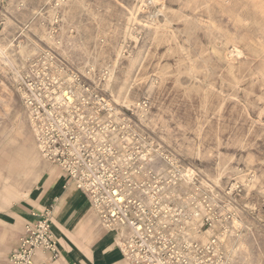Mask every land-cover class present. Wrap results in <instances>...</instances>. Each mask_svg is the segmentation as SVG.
I'll return each instance as SVG.
<instances>
[{"label": "rangeland", "instance_id": "1", "mask_svg": "<svg viewBox=\"0 0 264 264\" xmlns=\"http://www.w3.org/2000/svg\"><path fill=\"white\" fill-rule=\"evenodd\" d=\"M0 44L15 60L0 55V207L50 166L21 78L57 96L72 82L89 111L107 103L129 171L195 179L214 196L204 236L264 264V0H0Z\"/></svg>", "mask_w": 264, "mask_h": 264}, {"label": "built area", "instance_id": "2", "mask_svg": "<svg viewBox=\"0 0 264 264\" xmlns=\"http://www.w3.org/2000/svg\"><path fill=\"white\" fill-rule=\"evenodd\" d=\"M21 82L39 153L86 195L102 225L115 231L128 264H229L217 235L198 237L208 230L202 231L205 224L214 227L211 193L194 187L195 179H139L135 164L129 171L131 164L115 142V128L100 121L108 107L102 99L89 111L87 99L74 95L78 86L72 82L70 95L64 96L44 94L42 84ZM179 184H184L183 193L175 187ZM198 204L204 212L198 210L195 217ZM50 217L46 209L24 223L8 264H32L37 249L58 256Z\"/></svg>", "mask_w": 264, "mask_h": 264}, {"label": "crops", "instance_id": "3", "mask_svg": "<svg viewBox=\"0 0 264 264\" xmlns=\"http://www.w3.org/2000/svg\"><path fill=\"white\" fill-rule=\"evenodd\" d=\"M43 159L50 166L46 165L32 186L19 195L21 201L0 207V264H8L24 223L46 209L58 256L53 258L49 251L37 249L32 264H128L115 231L102 225L86 195L67 182L57 165Z\"/></svg>", "mask_w": 264, "mask_h": 264}, {"label": "bare ground", "instance_id": "4", "mask_svg": "<svg viewBox=\"0 0 264 264\" xmlns=\"http://www.w3.org/2000/svg\"><path fill=\"white\" fill-rule=\"evenodd\" d=\"M163 7V6H162ZM47 37V36H46ZM49 39V38H48ZM53 39V38H52ZM48 41V40H47ZM49 42H50V40H49ZM53 42V41H52ZM54 43H56V42H54ZM60 44V43H59ZM58 45V44H57ZM56 45V46H57ZM31 46V45H30ZM51 46V45H50ZM54 46H55V44H54ZM25 47V46H24ZM58 47V46H57ZM34 48V47H33ZM60 48V47H59ZM237 50H239V49H237ZM8 50H7V47L5 46V45H1L0 44V55H1V57L3 58V60L6 62V63H8V64H10V65H12V64H14L15 63V60L13 59V56L11 57L10 55V53H8L7 52ZM26 50L24 49V48H22L21 47V49H20V51L19 52H21V53H24ZM30 51V50H29ZM185 51V50H184ZM31 52V51H30ZM14 54V53H13ZM239 54V53H238ZM237 55V54H236ZM21 56L22 55H20V58H21ZM25 56V55H24ZM21 61V60H20ZM22 64H24V63H22ZM25 65V64H24ZM204 69V68H203ZM89 72V71H88ZM89 74V73H88ZM18 79V78H17ZM21 81H22V78H21ZM20 81V82H21ZM109 82V81H108ZM116 82H117V80H116ZM1 87L3 88V86H2V84H1ZM107 87V86H106ZM112 87V86H111ZM114 88V87H113ZM115 92V91H114ZM129 92V91H128ZM129 94V93H128ZM128 97V96H127ZM125 99V98H124ZM124 104H126L125 102H124ZM192 173H193V171L192 170H190V169H188V171H187V175L190 177V176H192ZM210 178V177H209ZM203 180V179H202ZM213 182H214V180H212ZM211 181V182H212ZM204 183V182H203ZM202 183V184H203ZM208 184V183H207ZM204 189V188H203ZM204 191H208V190H205L204 189ZM211 192V191H210ZM213 193V192H212ZM199 206H198V208L197 209H193V214H194V216L195 217H198V216H200V211L201 212H204V209H203V207L200 205V204H198ZM198 210H200V211H198ZM201 236V238H204V234L203 233H201L200 235H199V237ZM116 241H117V239H116Z\"/></svg>", "mask_w": 264, "mask_h": 264}]
</instances>
